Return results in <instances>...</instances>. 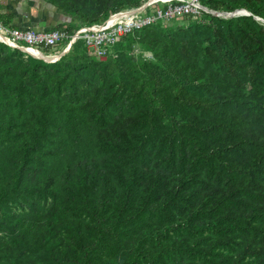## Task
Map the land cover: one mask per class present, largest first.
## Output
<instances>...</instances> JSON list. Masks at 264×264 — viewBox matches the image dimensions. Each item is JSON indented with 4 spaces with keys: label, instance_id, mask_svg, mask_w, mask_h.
Masks as SVG:
<instances>
[{
    "label": "trees",
    "instance_id": "obj_1",
    "mask_svg": "<svg viewBox=\"0 0 264 264\" xmlns=\"http://www.w3.org/2000/svg\"><path fill=\"white\" fill-rule=\"evenodd\" d=\"M42 1L72 33L147 0ZM199 2L103 58L0 42V264H264V0Z\"/></svg>",
    "mask_w": 264,
    "mask_h": 264
},
{
    "label": "built area",
    "instance_id": "obj_2",
    "mask_svg": "<svg viewBox=\"0 0 264 264\" xmlns=\"http://www.w3.org/2000/svg\"><path fill=\"white\" fill-rule=\"evenodd\" d=\"M179 2L167 6L164 10L151 12V14L146 13L147 7H145L142 23H135L137 18L133 16L134 13L128 16L130 12H123L127 9L112 14L100 25L80 27L72 33H68L66 28L40 31L31 28H8L0 23V41L13 49L20 50L22 48L24 51L20 50L21 52L25 55L34 56L33 58L36 57V59L40 58L36 56L37 54L55 59L59 54L46 55L43 52L46 50L55 51L65 42L62 52L65 51L66 53L76 41L82 40L89 51L94 52L98 58H103L107 48L118 42L123 35L149 25L157 19H167L177 15L199 16L202 12H209L200 4L199 0H179ZM225 14L233 15L232 13Z\"/></svg>",
    "mask_w": 264,
    "mask_h": 264
},
{
    "label": "crops",
    "instance_id": "obj_3",
    "mask_svg": "<svg viewBox=\"0 0 264 264\" xmlns=\"http://www.w3.org/2000/svg\"><path fill=\"white\" fill-rule=\"evenodd\" d=\"M28 0H19L15 8L12 11H15L16 14V23L15 26L17 28H31L40 31H47L50 30L52 27L59 24H64L70 22L69 17L62 16L60 14L54 13V11L49 10V8L43 7V11L41 9L36 8L33 6V3L29 2ZM8 3H11L12 0H7ZM26 5L29 8L33 7L36 8L37 13L33 16L32 12H28V10L21 8L20 5ZM46 9V10H45ZM48 18V20H46ZM40 25H33L39 24Z\"/></svg>",
    "mask_w": 264,
    "mask_h": 264
},
{
    "label": "rangeland",
    "instance_id": "obj_4",
    "mask_svg": "<svg viewBox=\"0 0 264 264\" xmlns=\"http://www.w3.org/2000/svg\"><path fill=\"white\" fill-rule=\"evenodd\" d=\"M148 1V0H147ZM146 1V2H147ZM193 1H195V0H193ZM177 3H180L179 2V0H154L153 2H151L150 4H148L146 7H147V9H146V13L147 14H151V12H154V11H159V10H162L163 8H167V6H170L171 4H177ZM20 7L21 8H24V9H26V10H28V12H32L33 13V16L34 15H36V13H37V10H36V8H33V7H31V8H29L28 9V7L26 6V5H20ZM45 8H47V7H45ZM144 7H143V5H141L139 8H132V9H128L127 11H123V12H130V13H134L133 14V16H136V21H135V23H142L143 21H144V18H143V15H145L144 14ZM44 9H41L40 11H43ZM46 10V9H45ZM50 10V9H49ZM237 11V10H236ZM235 13V12H234ZM234 13H232V14H234ZM219 14H221V13H219ZM224 15H226V14H224ZM193 18H197L198 17V15L197 16H195V15H191ZM227 16H233V15H230V14H228ZM182 17L183 16H177V17H173V18H167V19H165V18H162V19H157V20H160L161 21V23L164 25V26H170V25H177V24H179V23H181V21H180V19H182ZM259 20L258 21H260V23H262V24H264V20H262V19H260V18H258ZM46 20H48V18L46 19ZM139 20V21H138ZM165 20V21H164ZM156 21V20H155ZM33 25H40V23L39 24H33ZM1 42V41H0ZM1 43H3V42H1ZM4 44V43H3ZM6 45V44H5ZM7 46V45H6ZM9 47V46H8ZM11 48V47H10ZM62 52V51H61ZM60 52V53H61ZM43 53H46V52H43ZM60 53H57V54H60ZM56 54V55H57ZM146 56H148V54H145Z\"/></svg>",
    "mask_w": 264,
    "mask_h": 264
},
{
    "label": "water",
    "instance_id": "obj_5",
    "mask_svg": "<svg viewBox=\"0 0 264 264\" xmlns=\"http://www.w3.org/2000/svg\"><path fill=\"white\" fill-rule=\"evenodd\" d=\"M153 1H154V0H148L147 2H145V3L143 4V7L145 8L148 4H150V3L153 2ZM29 2H31V0H28V1H27V3H29ZM32 2H33V6H35V7L38 8V9H42L43 7H47V8H49L51 11H54V7H53V6L44 3L42 0H32ZM236 13H238V14H242V15H247V16H250V15H251L249 12L244 11V10H237ZM254 19H255V20H259V19L256 18V17H254ZM20 50L24 51V49H22V48H21ZM64 53H65V51H64V52H61L59 55L56 56L55 59H49V60H46V59H44L43 57H40V58H37V59H42V60H44V61H46V62H50V61H52V60H56V59L60 58ZM32 57H34V56H32ZM35 58H36V57H35Z\"/></svg>",
    "mask_w": 264,
    "mask_h": 264
},
{
    "label": "bare ground",
    "instance_id": "obj_6",
    "mask_svg": "<svg viewBox=\"0 0 264 264\" xmlns=\"http://www.w3.org/2000/svg\"><path fill=\"white\" fill-rule=\"evenodd\" d=\"M132 15V13H129L128 14V16H131ZM37 54V53H36ZM36 56H38V57H42V55H39V54H37ZM44 59H46V60H49V59H53V57H51V58H49V57H43Z\"/></svg>",
    "mask_w": 264,
    "mask_h": 264
}]
</instances>
